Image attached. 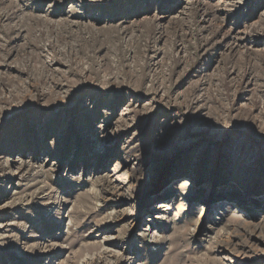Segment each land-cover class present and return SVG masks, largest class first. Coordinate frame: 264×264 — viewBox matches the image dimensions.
<instances>
[{
	"label": "rangeland",
	"instance_id": "1",
	"mask_svg": "<svg viewBox=\"0 0 264 264\" xmlns=\"http://www.w3.org/2000/svg\"><path fill=\"white\" fill-rule=\"evenodd\" d=\"M0 264H264V0H0Z\"/></svg>",
	"mask_w": 264,
	"mask_h": 264
}]
</instances>
